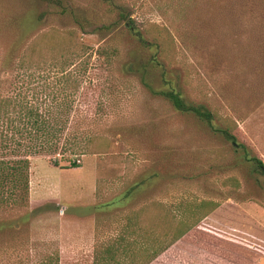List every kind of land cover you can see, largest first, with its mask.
<instances>
[{"label":"rangeland","instance_id":"1","mask_svg":"<svg viewBox=\"0 0 264 264\" xmlns=\"http://www.w3.org/2000/svg\"><path fill=\"white\" fill-rule=\"evenodd\" d=\"M53 1L0 0V58L16 46L19 59L30 45V59L47 63L52 93L68 59L79 88L64 137L82 138L85 148L29 158L28 206L0 210V220L42 209L14 240L0 234V264H39L56 252L59 264H93L94 247L120 233L125 213L151 201L174 215L180 202L195 199L226 205L221 214L239 206L264 229V175L220 135L143 86L144 76L155 89L166 88L160 69L142 70L153 52L130 30L149 40L163 30L170 41L159 59L166 81L234 121L235 136L264 163V22L255 3L238 0L226 10L216 6L221 0ZM139 179L146 184L121 202ZM159 219L148 214L146 231L129 237L135 250L149 230L166 232Z\"/></svg>","mask_w":264,"mask_h":264},{"label":"trees","instance_id":"2","mask_svg":"<svg viewBox=\"0 0 264 264\" xmlns=\"http://www.w3.org/2000/svg\"><path fill=\"white\" fill-rule=\"evenodd\" d=\"M236 1L238 0H221L216 3V6L231 10ZM46 2L55 6L53 0H46ZM240 2L243 7L249 4L256 5L259 23L264 22V0H240ZM109 5L118 11L121 10V7L113 1H110ZM67 10L62 4V16L66 15ZM131 26L132 35L140 45L153 52L150 60L141 66L142 70L147 74L148 71L160 69L159 76L166 88L155 89L144 76L143 86L153 95L162 97L176 112L193 117L213 133L220 135L232 145L235 151L242 152L241 158L244 163L260 175H264V163L235 136L234 121L228 117L218 116L203 104L191 102L169 81H166L165 70L159 59H164L168 51L170 41L167 40L169 38L167 34L158 28L159 31L156 30L149 40ZM16 49V46L12 47L8 54L0 58V210L2 211L23 209L28 206L29 158L31 156L57 154L58 151L65 150L74 152L85 148L82 138L64 137L68 118L73 110V98L79 88L74 76L66 70L68 66H71L68 59L62 61L59 67L58 83L61 88L58 93L54 91L52 93L47 91L48 86L45 84L44 73H46L47 63L34 62L30 59L32 51L30 45L26 46L24 50L26 53L19 59H14L13 54ZM146 182V179L133 182L131 187L123 193L120 201L127 200ZM219 205L218 201L209 199L182 201L178 206V214L174 215L171 207L164 203L154 201L146 203L133 212L125 213L121 219L123 223L120 233L113 240L95 247L93 264H149L160 252L216 210ZM41 209L42 207H38L27 212L18 220H0V234L5 235L9 241L14 240L15 235L22 234L23 222L29 220L30 215L40 212ZM150 213H156L158 219L162 216L163 229L166 232L157 236L154 230L158 229V226L149 230L146 238L139 241V245L144 247L143 250L134 252L135 240L131 237L134 240L132 241L129 237L140 231H146L144 219ZM39 264H59L58 253L47 256Z\"/></svg>","mask_w":264,"mask_h":264},{"label":"crops","instance_id":"3","mask_svg":"<svg viewBox=\"0 0 264 264\" xmlns=\"http://www.w3.org/2000/svg\"><path fill=\"white\" fill-rule=\"evenodd\" d=\"M225 207L220 203L149 264H264V229L258 228L260 221H252L239 206L228 209L233 214L218 213ZM143 248L139 245L134 252Z\"/></svg>","mask_w":264,"mask_h":264},{"label":"built area","instance_id":"4","mask_svg":"<svg viewBox=\"0 0 264 264\" xmlns=\"http://www.w3.org/2000/svg\"><path fill=\"white\" fill-rule=\"evenodd\" d=\"M74 163H75L76 165H78V164L80 163V161H79L78 159H76V160H74Z\"/></svg>","mask_w":264,"mask_h":264}]
</instances>
